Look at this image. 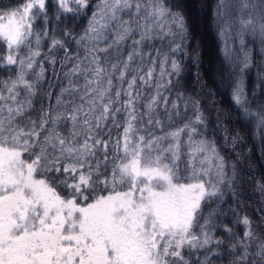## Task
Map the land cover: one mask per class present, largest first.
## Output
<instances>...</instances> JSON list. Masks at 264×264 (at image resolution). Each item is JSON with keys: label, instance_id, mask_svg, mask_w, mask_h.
I'll return each mask as SVG.
<instances>
[{"label": "snow or ice", "instance_id": "snow-or-ice-1", "mask_svg": "<svg viewBox=\"0 0 264 264\" xmlns=\"http://www.w3.org/2000/svg\"><path fill=\"white\" fill-rule=\"evenodd\" d=\"M181 8L169 0L0 8V264H191L200 250L197 264H209L221 243L213 217L225 190L236 195L237 171L208 139L200 101L181 91ZM215 15L225 58L232 44L241 53L229 107L264 135V105L250 107L240 75L251 66L246 37L264 45V0H218ZM80 16L87 25L74 34L65 21ZM237 222L243 239L223 226L232 264H264V237L247 216Z\"/></svg>", "mask_w": 264, "mask_h": 264}, {"label": "trees", "instance_id": "trees-1", "mask_svg": "<svg viewBox=\"0 0 264 264\" xmlns=\"http://www.w3.org/2000/svg\"><path fill=\"white\" fill-rule=\"evenodd\" d=\"M213 1V2H212ZM214 4L212 8V16L216 18L215 9L218 0H212ZM20 0H0V8L7 5L19 3ZM95 2V0H93ZM199 9L202 15H205L207 11L206 0H198ZM169 3L175 4L180 3V0H169ZM181 4V3H180ZM182 14L184 15L183 8H181ZM89 15L91 12L89 11ZM217 19V18H216ZM188 24V42L187 56H177L176 58L181 61L183 71L186 70L188 66V71L190 74V85H191V97L200 101V107L204 111L207 117V133L208 139H214L216 141L217 147L220 150L221 155L224 156L225 160L229 164H235L237 177L235 185L239 189L242 185L248 193L245 196L248 200L253 201L255 205L264 210V193L259 190L258 185H264V135L260 134L255 124H250L249 121H243V127L241 126L240 117L237 115L232 108L229 107L231 103L232 85L234 81V69L236 68V57L241 55L238 51V45H230L233 48V55L227 59L231 61V65H227L224 60H226L224 55V41L221 37L219 48L221 51V64L224 66L222 69V74L218 79L219 89L213 83L211 76L208 73L207 67L205 65V51L203 44L201 42V37L196 36L192 30L190 20L188 16L186 18ZM71 24L70 30L74 34H79L80 31L87 25V19L84 16L76 18V20L68 21L65 24ZM51 28V25H50ZM220 35V29H219ZM221 36V35H220ZM247 48L250 51L251 56V66L244 70L240 75L243 76L245 90L248 94V101L250 102V107L257 111L260 105H264V45H262L257 39L254 43L251 42L250 37H246ZM189 43V45H188ZM3 52L0 50V55ZM195 61V63H193ZM5 75V70L0 69V76ZM56 89H53V96ZM221 91V92H220ZM223 92V93H222ZM211 97V99H209ZM217 117H220L217 120ZM215 122V123H214ZM223 124L227 127L228 132L225 133L221 131L217 125ZM228 136L229 139H235L234 144L225 143L223 137ZM234 188V186H233ZM237 194L232 196L229 192L226 193V198L220 204L222 212H217L214 215V219L221 220V227L214 229V239L221 241L220 245L217 247L215 245V253L208 257L211 259L209 264H226L223 259L230 252V244L232 243L231 238L225 232L223 226H227L232 229V232L241 239L240 231L243 232V226L237 221L243 216H247L252 220L253 225L254 219L248 211L238 210L237 200L243 197L238 196L235 200ZM249 196V197H248ZM229 209H234V212L229 211ZM233 217V219H231ZM242 227V229H240ZM264 228V225L261 226ZM254 228V226H253ZM243 234V233H242ZM214 245L211 246L213 248ZM204 255V254H203ZM204 257V256H203ZM218 259V260H217Z\"/></svg>", "mask_w": 264, "mask_h": 264}, {"label": "rangeland", "instance_id": "rangeland-1", "mask_svg": "<svg viewBox=\"0 0 264 264\" xmlns=\"http://www.w3.org/2000/svg\"><path fill=\"white\" fill-rule=\"evenodd\" d=\"M211 1L212 0H206L207 11L205 12V15H202V13L200 12L198 0H180V3L182 5L185 18H187L188 16V20H190V24L192 26L193 32L195 33L196 36L201 37V42L203 44L204 51H205V65L207 67L209 75L211 76V79L213 80V83H215V85L219 87L218 79L222 74L221 71L224 68V66L221 67L223 63L222 64L220 63L221 60L219 58V56L222 57L221 51L219 48V43H220L219 37L221 36L219 35L218 31L220 29V25L217 19L215 17L213 18L212 16V8L214 4L212 3L213 1L212 2ZM66 22L67 20L65 21V23ZM223 62H225L227 65H229L230 63L231 65L230 60L226 59ZM188 70L189 69L187 66L186 70L182 71L181 78H180V86H181V91L185 94V96L191 97L192 93H191V88H190L191 87L190 74ZM220 87L219 89H222ZM54 94H56V91L54 92ZM188 115H191V108H189ZM233 186L237 194L235 200H237L238 196L243 197L242 201H241V198L236 201L238 204L237 205L238 210L248 211L249 214L253 216L254 223H255L253 225L254 230L257 231L258 233H261L262 237H264V228H262L261 227L262 225H260V218L264 216V210L259 208L257 205H255L253 201L248 200V198L245 196L246 194L248 195L246 191V187L244 188L242 185L238 189L235 183ZM227 192L228 191L225 190L224 199L226 198ZM205 214H207V212H205ZM231 219H233V217ZM213 221H214V226L212 227V233H214L215 228L218 227L219 229L222 225L221 220L218 221V219L216 218L214 219L213 217ZM240 229H242V227H240ZM239 233H240V236H243L242 234L243 232L240 231ZM241 239H243V237ZM214 248H215V245L212 248V254L215 253ZM206 251L207 250H200L199 252L194 253L191 257V264H197V258L200 261H203L204 260L203 254ZM212 254H210V256ZM233 259L234 257L230 251L223 260L226 261V264H232ZM208 260L209 262L211 261V259H208Z\"/></svg>", "mask_w": 264, "mask_h": 264}]
</instances>
